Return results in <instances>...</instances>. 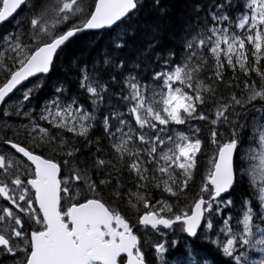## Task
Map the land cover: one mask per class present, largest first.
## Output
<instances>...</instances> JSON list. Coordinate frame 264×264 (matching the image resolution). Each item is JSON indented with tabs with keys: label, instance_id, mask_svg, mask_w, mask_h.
Segmentation results:
<instances>
[{
	"label": "snow or ice",
	"instance_id": "1",
	"mask_svg": "<svg viewBox=\"0 0 264 264\" xmlns=\"http://www.w3.org/2000/svg\"><path fill=\"white\" fill-rule=\"evenodd\" d=\"M170 15L162 0H0V264H264L250 259L264 254V0H185L178 28ZM89 35L108 36L90 61L73 52Z\"/></svg>",
	"mask_w": 264,
	"mask_h": 264
},
{
	"label": "trees",
	"instance_id": "2",
	"mask_svg": "<svg viewBox=\"0 0 264 264\" xmlns=\"http://www.w3.org/2000/svg\"><path fill=\"white\" fill-rule=\"evenodd\" d=\"M162 2L164 3L165 6H167L171 9V15L167 19H168L169 23L171 24L172 28H178L180 25L179 17L181 16V13L183 14V12H184L185 0H162ZM154 18H155L154 15L148 9H145V11L141 14V22L144 24L152 23ZM146 22H148V23H146ZM9 25H8V27H9ZM93 39L98 40V43H97L95 48L88 49L86 47V45H87L88 41L93 40ZM144 39L145 40L147 39V34L145 32H142L139 42L143 43L145 41ZM107 41H108L107 35H105L103 37H93L91 35L85 36L82 40L78 41L76 43V45H74L73 52L83 51L85 54V58L90 61L107 44ZM56 76H60V77L64 76L62 69L57 71ZM229 76H230V73H229ZM223 91H224V94L227 95V90H223ZM46 93H48V90H44L41 93V95L39 97H37V100L38 101L40 99L42 100V98H43L42 96ZM4 133H5V131H3L2 136L4 135ZM96 134L99 135V133H96ZM8 135L11 136V133L9 132ZM17 139L23 140V137H19ZM85 154L87 155V153H85ZM207 167H208L207 156L199 158L195 182L190 183V187H189V190L187 192V198L186 199L181 198V200H180V206L181 207H184L186 204L191 203V201L195 198L196 194L199 192L201 179H202L204 173L206 172ZM248 193H250V189L248 190V188L246 187L243 190V188L241 187V188L237 189V192L234 194L233 198L237 202H239L240 195L241 194H248ZM193 243L197 248L201 247L199 241H194ZM172 255H175V253H172ZM256 255L257 254H255V252L253 251L251 256H250V259H256L257 260L258 256H256ZM151 258L153 259L152 256H151ZM8 262H10V261H8Z\"/></svg>",
	"mask_w": 264,
	"mask_h": 264
},
{
	"label": "rangeland",
	"instance_id": "3",
	"mask_svg": "<svg viewBox=\"0 0 264 264\" xmlns=\"http://www.w3.org/2000/svg\"><path fill=\"white\" fill-rule=\"evenodd\" d=\"M21 120H22L21 117H15V116H13V117H11V119H8V120H7V123H8L10 126L15 127L16 125H18V124L21 122ZM24 122H26V121H24ZM198 123L200 124V122H196V121H194V122H193V126H194V127H195V126H198V125H199ZM4 124H5V120H4V119H0V128H4ZM2 150H3V147H2V148L0 147V151H2ZM243 186L247 187L248 190H249V187H248L247 183H245ZM156 192H157V190H156L154 193H156ZM154 193H153V195H154ZM165 195H166V194H165ZM154 196H155V197H160V196H161L160 191H159L158 193H156ZM151 239H155V237H151ZM257 253H258V252H257ZM261 258H264V254H262V253H258V257H257V259H261ZM8 264H10V262H8Z\"/></svg>",
	"mask_w": 264,
	"mask_h": 264
},
{
	"label": "bare ground",
	"instance_id": "4",
	"mask_svg": "<svg viewBox=\"0 0 264 264\" xmlns=\"http://www.w3.org/2000/svg\"><path fill=\"white\" fill-rule=\"evenodd\" d=\"M176 2V1H175ZM182 14V13H181ZM146 21V20H145ZM144 21V22H145ZM146 23H148V22H146ZM146 34H147V32H145ZM145 40V39H144ZM46 95H48V93H46V94H44L41 98H42V100L40 99L38 102H40V103H42V101L44 100V98L46 97ZM39 103V104H40ZM3 131H6V129L5 128H0V136H2V133H3ZM1 148H2V146H0ZM242 188H243V190L246 188L245 186H242ZM159 192V190H157V192L156 193H158ZM156 193H154V195L156 194Z\"/></svg>",
	"mask_w": 264,
	"mask_h": 264
}]
</instances>
